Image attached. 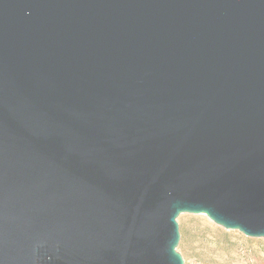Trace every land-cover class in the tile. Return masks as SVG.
<instances>
[{
  "label": "water",
  "instance_id": "water-1",
  "mask_svg": "<svg viewBox=\"0 0 264 264\" xmlns=\"http://www.w3.org/2000/svg\"><path fill=\"white\" fill-rule=\"evenodd\" d=\"M182 213L264 239V0H0V264H184Z\"/></svg>",
  "mask_w": 264,
  "mask_h": 264
},
{
  "label": "rangeland",
  "instance_id": "rangeland-1",
  "mask_svg": "<svg viewBox=\"0 0 264 264\" xmlns=\"http://www.w3.org/2000/svg\"><path fill=\"white\" fill-rule=\"evenodd\" d=\"M180 238L176 250L184 264H264V239L225 230L205 215L177 216Z\"/></svg>",
  "mask_w": 264,
  "mask_h": 264
}]
</instances>
